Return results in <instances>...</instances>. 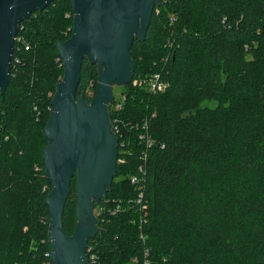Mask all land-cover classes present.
I'll return each mask as SVG.
<instances>
[{
  "label": "trees",
  "instance_id": "trees-1",
  "mask_svg": "<svg viewBox=\"0 0 264 264\" xmlns=\"http://www.w3.org/2000/svg\"><path fill=\"white\" fill-rule=\"evenodd\" d=\"M71 17L70 0H54L18 25L29 49L15 41L0 93V264H51L42 130L63 76L55 43L71 36ZM130 56L132 79L160 73L168 88L121 86L122 107L108 112L123 163L94 211L133 198L129 178L144 165L146 222L132 211L98 217L87 247L99 264H129L146 249L150 264H264V0H161ZM97 77L83 58L75 98L90 103ZM143 119L147 149L130 127ZM75 183L62 216L69 235Z\"/></svg>",
  "mask_w": 264,
  "mask_h": 264
},
{
  "label": "water",
  "instance_id": "water-1",
  "mask_svg": "<svg viewBox=\"0 0 264 264\" xmlns=\"http://www.w3.org/2000/svg\"><path fill=\"white\" fill-rule=\"evenodd\" d=\"M54 0H0V93L6 90L18 25ZM161 0H70L71 36L55 48L63 76L55 87L52 110L42 130L44 174L51 189L44 198L49 213L47 238L51 264H88V240L100 233L94 204L106 198L116 175L118 138L109 121L113 89L132 80L130 48L144 41ZM96 64L94 98H75L83 58ZM75 183V227L62 225L70 184Z\"/></svg>",
  "mask_w": 264,
  "mask_h": 264
},
{
  "label": "built area",
  "instance_id": "built-area-1",
  "mask_svg": "<svg viewBox=\"0 0 264 264\" xmlns=\"http://www.w3.org/2000/svg\"><path fill=\"white\" fill-rule=\"evenodd\" d=\"M20 45H23L24 50L29 49V44L22 38L16 36L15 41ZM166 45L171 48L172 44L167 43ZM168 59V56L163 58V61L166 63ZM16 63H18V59L15 60ZM132 87L141 88L147 91L150 94H158L163 93L168 88V83L162 78V75L160 73H154L151 74L149 77H142V78H134L131 81ZM125 97H123L122 100L119 101H113V109H121L122 103L124 101ZM154 115H152L153 117ZM112 125V129H113ZM131 129L138 130V140L144 144L145 149L150 148L153 144V140L151 139L148 128H149V119H143L141 121L135 122L130 125ZM113 131L116 133V130L113 129ZM142 161L145 162L146 159V152H143ZM119 163H123V160H117ZM130 184L134 186L136 194L133 198H130L126 200L125 202L121 201H111L107 202V206H103L98 208L97 211H94L95 216L101 217L103 215L107 216H115L119 213L124 212H135L139 216V220L142 223L146 222V212L147 209V202L144 198V191H145V180H146V169L144 168V165L140 166L138 168V174L132 175L129 178ZM104 217L102 218V220ZM101 220V221H102ZM99 221V219H98ZM141 239H144L142 236H140ZM148 250L146 249L143 253V256L141 258L133 257L130 259L129 264H150V260L148 258ZM86 254L88 258V264H99L98 256L92 251V246L87 247L86 246ZM50 256V252L46 254V257Z\"/></svg>",
  "mask_w": 264,
  "mask_h": 264
},
{
  "label": "rangeland",
  "instance_id": "rangeland-1",
  "mask_svg": "<svg viewBox=\"0 0 264 264\" xmlns=\"http://www.w3.org/2000/svg\"><path fill=\"white\" fill-rule=\"evenodd\" d=\"M131 83V82H130ZM136 88V87H135ZM144 90V89H143ZM122 88L121 87H115L114 89H113V95H114V97L116 98V101H119V100H122L123 99V95H122ZM205 104H208V105H210V106H213L214 104L213 103H205ZM68 221H69V218H68V216L66 217V219H65V224H67L68 223ZM67 222V223H66Z\"/></svg>",
  "mask_w": 264,
  "mask_h": 264
},
{
  "label": "flooded vegetation",
  "instance_id": "flooded-vegetation-1",
  "mask_svg": "<svg viewBox=\"0 0 264 264\" xmlns=\"http://www.w3.org/2000/svg\"><path fill=\"white\" fill-rule=\"evenodd\" d=\"M94 209V208H93ZM94 211V210H93ZM95 215V214H94Z\"/></svg>",
  "mask_w": 264,
  "mask_h": 264
}]
</instances>
